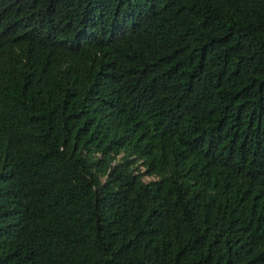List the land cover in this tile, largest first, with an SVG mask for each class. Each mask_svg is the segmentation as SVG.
<instances>
[{
  "label": "trees",
  "instance_id": "trees-1",
  "mask_svg": "<svg viewBox=\"0 0 264 264\" xmlns=\"http://www.w3.org/2000/svg\"><path fill=\"white\" fill-rule=\"evenodd\" d=\"M0 264H264V0H0Z\"/></svg>",
  "mask_w": 264,
  "mask_h": 264
}]
</instances>
